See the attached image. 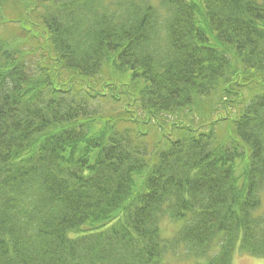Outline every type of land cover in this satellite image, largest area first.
Masks as SVG:
<instances>
[{"label":"trees","instance_id":"16d2710c","mask_svg":"<svg viewBox=\"0 0 264 264\" xmlns=\"http://www.w3.org/2000/svg\"><path fill=\"white\" fill-rule=\"evenodd\" d=\"M263 186L264 0H0V264L264 257Z\"/></svg>","mask_w":264,"mask_h":264},{"label":"rangeland","instance_id":"374dc122","mask_svg":"<svg viewBox=\"0 0 264 264\" xmlns=\"http://www.w3.org/2000/svg\"><path fill=\"white\" fill-rule=\"evenodd\" d=\"M260 192V206L255 210L254 215H261L264 213V186L261 188ZM161 235L164 238H169L177 229L178 224L169 221L167 218H164L161 221ZM231 264H264V257L251 255L243 250H239V247H236L233 252ZM193 259H185L171 254H167L164 259L165 264H194Z\"/></svg>","mask_w":264,"mask_h":264}]
</instances>
